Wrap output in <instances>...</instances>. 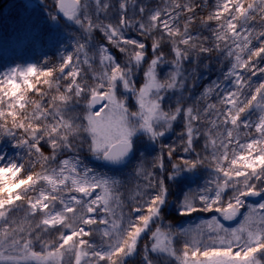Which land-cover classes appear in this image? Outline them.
<instances>
[{"label":"snow or ice","instance_id":"obj_1","mask_svg":"<svg viewBox=\"0 0 264 264\" xmlns=\"http://www.w3.org/2000/svg\"><path fill=\"white\" fill-rule=\"evenodd\" d=\"M197 7L201 5L180 0L158 9L138 0H118L115 5L110 0H56L55 8L89 43L92 33L99 31L125 60L118 62L105 44L90 58L89 45L78 42L76 52L61 56L58 66L48 70L31 64L16 66L0 77V134L11 137L13 147L27 148L30 158L26 165L0 154V264H68L66 254H74V264H125L148 233L151 246H145V264H152L149 252L171 256L177 264H264V79L260 78L264 77V28L250 25L257 17L264 21V0H216L214 12L207 17L217 22L211 29V47L208 37L190 30ZM182 13L190 15L183 18L181 30ZM129 32L152 41L150 56L146 43L129 38ZM162 42L170 45V59ZM213 51L230 62L223 79L213 80L194 98L186 97L185 86L195 87L189 84L195 79V68L186 72L185 62L195 65L201 55ZM81 53L89 69L95 55L99 57L101 71L93 72L91 82L78 67ZM163 65L170 68L161 77L158 69ZM55 72L60 74L55 77L58 94L47 104L37 102L31 113L17 112L26 107L24 90L35 89L29 78H53ZM138 73L143 76L139 86ZM61 79L68 81L63 91ZM43 82L53 86L51 79ZM37 94L45 95L38 90ZM170 94H176L174 102ZM214 94L222 108L212 102ZM130 98L134 108L128 103ZM76 106H81L79 111ZM178 120L185 129L179 134L182 151L195 157L173 164L174 174L168 179L209 161L218 174L208 182L215 187L203 190L210 194L186 196L178 214L215 211L225 221L242 217L237 227H225L213 217L204 222L207 235L199 226L176 232L162 228L157 221L167 202L166 188L163 180L153 188L151 172L144 178L146 189L152 191L141 193L127 211L121 207L117 213L113 201L119 206L120 198L114 197L113 186L119 181L80 158V150L86 149L106 165H124L135 152L137 138L144 136L155 144ZM202 124L211 127L202 131ZM242 128L248 130L243 141L239 137ZM201 135L203 157L194 143ZM42 142L51 155L42 152ZM177 150L169 147V159ZM65 152L74 155L58 159ZM157 161L163 170L162 158ZM248 197H260V202L248 204ZM22 208L26 216L39 218L26 235H21L26 231L23 222L17 225L15 218ZM153 224H157L154 231ZM53 233L55 240L45 239ZM96 234L99 245L91 239ZM177 235L186 238L180 252L173 246ZM37 243L39 251L34 247Z\"/></svg>","mask_w":264,"mask_h":264},{"label":"rangeland","instance_id":"obj_2","mask_svg":"<svg viewBox=\"0 0 264 264\" xmlns=\"http://www.w3.org/2000/svg\"><path fill=\"white\" fill-rule=\"evenodd\" d=\"M1 2L7 3V5H10L14 9H18L20 13L13 18V20L10 21V23H14L15 20H21V15L25 12L26 13H33L34 17L36 15V30H44L46 35H50L52 33H57V32H70L71 34H75V42L76 43H86L89 46L86 48V52L88 56L91 58L94 56V54L97 53L98 51V46L100 44H105L106 45V39L103 38H94L92 37L91 42L89 43L87 41V37L85 34L77 30V26L75 25H70V24H65L63 21L60 20V15L59 11L55 8V3L56 0H0ZM111 3L114 5L118 3V0H110ZM139 3H143L147 5L151 9H157V4L153 2V0H138ZM6 7H9L7 6ZM53 15H56L55 18H52ZM79 29V28H78ZM11 28H1L0 27V40H6L9 39L8 37H4V33L8 36L9 34L12 33ZM99 32V31H98ZM102 36L103 34L99 32ZM129 38H134L141 40L146 43L147 45V51L149 53V56L151 55V43L146 42L145 40H142V36H139L136 32H129L128 34ZM11 36V35H10ZM79 37V40L77 39ZM22 41V40H21ZM107 46V45H106ZM109 48V46H107ZM110 51V49H109ZM119 51V50H118ZM112 54V53H111ZM113 55V54H112ZM81 56V72L85 74V78L91 82V76L93 72L99 73L101 69L99 68V57L98 55H95V59L92 60V68L89 69L87 64L83 63L84 60V53L80 54ZM115 58V57H114ZM116 59V58H115ZM118 62H123L125 60L124 54L120 53L118 56V59H116ZM170 65H163L159 67L158 71L161 77H163L168 71H169ZM79 79V77H78ZM143 76L142 73L137 74V85L139 86L142 83ZM172 97V101L174 102L175 100V95L176 94H170ZM128 103L130 106L133 108L135 107V101L133 99H129ZM167 106V104L165 105ZM174 106V104H173ZM81 106H76V110H80ZM83 113L81 112V115ZM185 131L183 127V122L178 120L177 122L174 123L173 125V130L168 132L164 137L160 139L159 142L152 144L147 137L141 136L136 139L135 141V152L132 155L130 161L128 162L127 165L121 168H117V171H110L106 170L109 168L103 167L100 163V161H97L86 149H81L80 150V158L84 161L85 164H87L89 167H92L94 170L100 173H107L112 180L119 181L118 184L113 186V192H114V197L119 196L120 198V205L118 206L115 202V199L113 201V208L116 210L117 213L120 212L121 207L123 208L124 211L128 210V206L132 204L134 200H138L140 198V194L147 191H151V189H146V185L148 181L144 178V174L146 172H151L153 174L152 179L156 177V185H158L159 181L163 180L164 185L166 188V204L162 208V216L161 218L157 221V224H159L162 228L167 229L171 227V229L174 231L173 225L178 226V229H191V230H196L197 227L199 226L200 228H203L205 231V235H207V226L204 224L205 221L211 220L213 217L217 219L220 223H222L225 227L228 228H234L237 227L240 220L242 217H237L236 220L233 221H225L223 218L220 216L219 213H216L214 215H206L209 212H194L191 215H186V216H180L178 214V208L180 205L184 202L185 197H191L194 194H199L201 189H198L195 183V179L199 178V175L193 171V172H182L176 179L169 180L168 177L170 174L173 173V164H179L181 162L182 158H187L191 159V153H184L182 151V144L179 138V134ZM169 147H175L178 150L173 154L172 158L169 159L168 156V150ZM86 151V153L82 152ZM74 153L69 152L68 154H63L58 159H65L73 156ZM157 157L162 158L163 160V170L159 167ZM100 165V166H99ZM155 165V166H154ZM139 170V171H138ZM216 178V176H215ZM214 178V179H215ZM169 185L179 186L182 187V189H179V194H174L171 195L172 197H168L169 190L168 187ZM215 185H211L213 188ZM227 191V190H226ZM178 195V198L174 199V197ZM176 201L178 202V207L176 206ZM260 202V199H258L255 202H247L248 204L256 205ZM197 205L199 204V201H196ZM24 207V205H23ZM173 214H178L177 216V223H171L167 220H164V212L167 211H173ZM245 209H241V212H244ZM215 212V211H212ZM17 220V225H19L21 222H23V226L25 227V233H21V235H26L27 231L32 228V221H29L31 218L32 220H35V218L26 216L25 212L23 211V208L16 214L15 216ZM37 217V221H38ZM157 224H153L152 230L154 231ZM102 227V226H101ZM33 229V228H32ZM150 236V233L145 234L143 236ZM99 238L100 235L98 234ZM142 236V237H143ZM179 235H177L174 238L173 241V246L176 249L177 252L182 251L183 248L178 244V239ZM143 239V238H141ZM140 239V240H141ZM145 239V238H144ZM182 239L185 240L186 238L182 236ZM147 246L150 248L151 246V241L149 237L147 238ZM35 250L39 251L40 250V245L37 243L35 244ZM144 250H145V245L137 249V251L132 255L133 259L130 260L129 262L128 259L131 258L128 257L125 261L126 264H145L144 261ZM150 259L152 260V264H177V261L168 255L165 254H156V253H148ZM65 260L68 261V264H74L75 262V256L74 254H66Z\"/></svg>","mask_w":264,"mask_h":264},{"label":"trees","instance_id":"obj_3","mask_svg":"<svg viewBox=\"0 0 264 264\" xmlns=\"http://www.w3.org/2000/svg\"><path fill=\"white\" fill-rule=\"evenodd\" d=\"M157 4L158 8H163L165 3L167 2L169 5L171 4L172 0H153ZM181 3L190 2L193 5H201V7L195 8V19L193 20L190 30L194 35H198L201 38L208 37L207 46L211 47L214 39L211 29L216 27V21H207V17L210 13L214 12V5L216 0H180ZM7 3L0 1V27L1 28H11L13 34H9L8 36L4 33V37H8L9 39L0 40V77L9 71L10 68L20 66L21 68H26L27 65H36L38 68H42L43 70H48L53 66H58L60 63V57L63 55H73L76 52L75 45V35L71 34L70 32H57L52 33L50 35H46L44 30H36V15L32 13H23L21 15V20H15L14 23H10L11 20L15 16H17L20 11L18 9L12 8L10 5L6 7ZM189 13H182L181 19L179 22V27L181 30L184 27L183 18ZM251 26H254L257 30H261L264 28V21H261L259 17L255 20L250 22ZM78 31L81 32L80 29L77 28ZM11 35V36H10ZM159 35V33H157ZM92 37L94 38H103L98 31H94L92 33ZM22 40V41H21ZM104 40V38H103ZM142 40H145L143 37ZM146 42H150V40H145ZM147 42V43H148ZM200 43V41H197ZM107 44V41H106ZM109 46L110 52L113 56L118 59L120 52L118 49L112 47L110 44ZM254 46L256 45V41H253ZM162 48L166 56L170 59V45L167 42H162ZM185 69L187 71H191L195 68L194 80H190L189 84L194 83L195 87L189 88L187 85L184 89V95L191 96L192 98L198 96L203 89L208 86L213 80L223 79V72L227 71L228 67L230 66V62L228 59H225L224 56L221 54L213 51L210 54L201 55L199 57L198 62L194 65L191 60L185 62ZM261 66H264V63H261ZM81 67V64L78 65ZM68 69L65 70L67 73ZM58 72L54 73L53 78H48L41 76L39 80L35 76L30 77L29 79L35 85V89L29 91L27 89L24 90L25 103L26 107L21 110L19 108L16 109L17 112L23 111L25 114L31 113L34 110L35 104L37 102H43L47 104V101L51 100L53 95H57L56 87H55V77L59 76ZM245 75H249V73H245ZM264 79V77H260ZM45 79H51L53 81V86L50 88L48 84H45L43 81ZM257 78L253 77L255 81ZM22 83V82H21ZM68 83L67 80L61 79L60 81V90L63 91L64 86ZM229 88L233 86L229 83L227 85ZM37 90L39 93L45 94L43 97L37 94ZM19 95V92L17 93ZM2 95V94H0ZM191 102V101H189ZM212 102H216L219 108H222L223 105H219L218 101H216L215 94L212 97ZM252 120L256 119V115L253 114L251 117ZM3 121H0L2 123ZM10 126V122H9ZM210 124H202L201 129L202 131L207 130L210 128ZM248 130L241 129L239 132V137L243 141L246 138ZM213 135H215V131H213ZM205 140L203 135H201L200 139L194 140L196 145L197 151L200 152L201 157L205 155L202 151V146ZM15 144V141L11 140V137L5 136L0 134V154L6 155L7 158L13 159L17 162H22L28 165L29 156H28V149L27 148H15L12 145ZM42 152L45 155H51V149L46 143H41L40 145ZM86 153V151H82ZM69 152H65L64 154H68ZM195 157V153H191V159ZM35 159V158H33ZM226 163V162H225ZM100 166V165H99ZM103 168V167H102ZM41 169L37 166L36 171H40ZM106 170L110 171H117V168H109ZM198 175L199 178L195 179L194 185L197 186L198 189H201L199 194L208 195L210 193L204 192L203 190L206 187H211L208 184L210 180H214L215 176L217 177V173L214 172L213 165L209 162H205L203 165H198L197 168L194 170ZM222 179V175H220ZM156 177L153 180V188H156ZM215 187V186H214ZM213 187V188H214ZM174 192L177 191L176 186L173 187ZM17 191H20L19 189ZM21 203V202H17ZM178 202H176V205ZM199 205V204H198ZM59 207V205H57ZM26 208V204L24 205ZM174 213V212H173ZM169 213L166 214V218L171 221V223H177V216L176 214ZM209 212L207 214H211ZM31 217V216H30ZM29 221H32L31 227L34 229L35 223H37V218L32 220L31 218ZM176 230H178V226H175ZM56 235L53 233L51 236H45L46 240H55ZM90 239V238H85ZM91 239L94 240L98 245L100 243V238L98 234L94 235ZM145 239H141L138 243L137 248L143 247ZM129 262V261H127ZM126 262V263H127ZM125 263V264H126ZM132 264V263H130Z\"/></svg>","mask_w":264,"mask_h":264},{"label":"water","instance_id":"obj_4","mask_svg":"<svg viewBox=\"0 0 264 264\" xmlns=\"http://www.w3.org/2000/svg\"><path fill=\"white\" fill-rule=\"evenodd\" d=\"M62 18H63L66 22H70V21L66 20V18L63 17V15H62ZM101 162H102L103 165H106V164H104L103 161H101ZM106 166H109V165H106ZM257 198H258V197H248V199H251V200H256Z\"/></svg>","mask_w":264,"mask_h":264}]
</instances>
